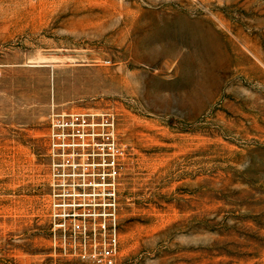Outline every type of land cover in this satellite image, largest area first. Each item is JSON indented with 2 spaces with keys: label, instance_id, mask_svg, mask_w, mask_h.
I'll return each instance as SVG.
<instances>
[{
  "label": "rangeland",
  "instance_id": "rangeland-1",
  "mask_svg": "<svg viewBox=\"0 0 264 264\" xmlns=\"http://www.w3.org/2000/svg\"><path fill=\"white\" fill-rule=\"evenodd\" d=\"M112 110L118 264H264V0H0V264L50 252L53 112Z\"/></svg>",
  "mask_w": 264,
  "mask_h": 264
},
{
  "label": "built area",
  "instance_id": "built-area-1",
  "mask_svg": "<svg viewBox=\"0 0 264 264\" xmlns=\"http://www.w3.org/2000/svg\"><path fill=\"white\" fill-rule=\"evenodd\" d=\"M47 135L50 252L76 264H118V186L126 156L112 110L53 112Z\"/></svg>",
  "mask_w": 264,
  "mask_h": 264
}]
</instances>
